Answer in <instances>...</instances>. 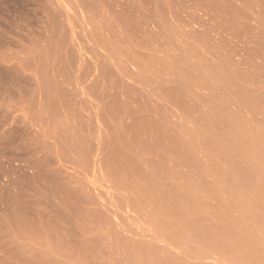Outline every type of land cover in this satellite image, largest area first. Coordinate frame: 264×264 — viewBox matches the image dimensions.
<instances>
[{
    "label": "rangeland",
    "instance_id": "374dc122",
    "mask_svg": "<svg viewBox=\"0 0 264 264\" xmlns=\"http://www.w3.org/2000/svg\"><path fill=\"white\" fill-rule=\"evenodd\" d=\"M171 146L264 161V0H0V264H134Z\"/></svg>",
    "mask_w": 264,
    "mask_h": 264
},
{
    "label": "crops",
    "instance_id": "0c3cea01",
    "mask_svg": "<svg viewBox=\"0 0 264 264\" xmlns=\"http://www.w3.org/2000/svg\"><path fill=\"white\" fill-rule=\"evenodd\" d=\"M161 153L117 198L132 212L123 232L134 264H264V161L238 149Z\"/></svg>",
    "mask_w": 264,
    "mask_h": 264
}]
</instances>
